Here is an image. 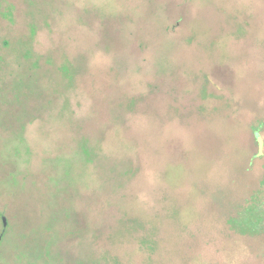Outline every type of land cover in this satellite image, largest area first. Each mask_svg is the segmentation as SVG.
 <instances>
[{
    "label": "rangeland",
    "instance_id": "obj_1",
    "mask_svg": "<svg viewBox=\"0 0 264 264\" xmlns=\"http://www.w3.org/2000/svg\"><path fill=\"white\" fill-rule=\"evenodd\" d=\"M2 234L0 264H264V0H0Z\"/></svg>",
    "mask_w": 264,
    "mask_h": 264
},
{
    "label": "trees",
    "instance_id": "obj_2",
    "mask_svg": "<svg viewBox=\"0 0 264 264\" xmlns=\"http://www.w3.org/2000/svg\"><path fill=\"white\" fill-rule=\"evenodd\" d=\"M181 13L179 12L178 14H176V15H178V16H181L180 15ZM183 15V14H182ZM184 17V16H183ZM182 18V17H181ZM183 19V18H182ZM37 34H39V32L37 33ZM4 44L8 47V49L10 48V51H11V49H12V45L10 44V42L9 41H4ZM49 63V62H48ZM56 66H57V69L59 68V66L58 65H56V64H54V63H51V64H49L48 65V68H50V69H54V68H56ZM68 66V67H67ZM67 66L65 67V68H60L61 69V71L62 70H64V72H65V74H64V78L67 80V81H70V78L72 77V70L70 69V65L69 64H67ZM97 66H92V69L94 70L95 68H96ZM214 78L212 77V76H210V75H208V76H205L204 77V79H201V80H204L206 83H205V85H208L207 83H209V82H213V83H215V80H213ZM203 89H202V91L203 90H206V92H207V87L206 86H204V87H202ZM217 88L218 89H220V86H217ZM86 106V105H85ZM86 109H88L87 107H86ZM259 123H262V122H259ZM249 130H252V131H255V128L253 127L252 129L251 128H249ZM255 132H257V131H255ZM85 150V153H86V157H88V159L90 158V159H92V151L89 149V148H86V149H84ZM252 211H253V213H256L257 211H258V208H254V209H251ZM256 210V211H255ZM250 221H252V219H251V217H248V219H246V223H247V225H249L250 224ZM4 226H5V224H4ZM254 229L256 230V227H255V223H254ZM9 232H7V234H8ZM6 234V233H5ZM7 236V235H6ZM5 236V237H6ZM5 237H4V239H5ZM4 239H3V242H4Z\"/></svg>",
    "mask_w": 264,
    "mask_h": 264
},
{
    "label": "flooded vegetation",
    "instance_id": "obj_3",
    "mask_svg": "<svg viewBox=\"0 0 264 264\" xmlns=\"http://www.w3.org/2000/svg\"><path fill=\"white\" fill-rule=\"evenodd\" d=\"M257 134H260L258 131L257 132H255V137H256V140H257V142H258V139H257ZM259 144V143H258ZM263 155V150L261 151L260 150V145H259V152H258V154H257V158L259 157V156H262ZM3 220H4V218H3ZM5 222V221H4ZM5 226H6V222H5ZM6 228V227H5ZM4 232H5V229H4ZM5 234H2L1 236H0V241H2L3 240V236H4Z\"/></svg>",
    "mask_w": 264,
    "mask_h": 264
},
{
    "label": "water",
    "instance_id": "obj_4",
    "mask_svg": "<svg viewBox=\"0 0 264 264\" xmlns=\"http://www.w3.org/2000/svg\"><path fill=\"white\" fill-rule=\"evenodd\" d=\"M257 139H258V142H259V145H260V150L262 151L263 150V140H262L260 134H257ZM4 221H6L5 218H4Z\"/></svg>",
    "mask_w": 264,
    "mask_h": 264
}]
</instances>
